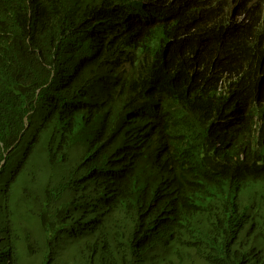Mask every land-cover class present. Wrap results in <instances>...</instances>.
<instances>
[{"label": "trees", "instance_id": "obj_1", "mask_svg": "<svg viewBox=\"0 0 264 264\" xmlns=\"http://www.w3.org/2000/svg\"><path fill=\"white\" fill-rule=\"evenodd\" d=\"M0 264H264V0H0Z\"/></svg>", "mask_w": 264, "mask_h": 264}, {"label": "clouds", "instance_id": "obj_2", "mask_svg": "<svg viewBox=\"0 0 264 264\" xmlns=\"http://www.w3.org/2000/svg\"><path fill=\"white\" fill-rule=\"evenodd\" d=\"M191 51L198 55V57H201L200 65L198 67H189L185 68L184 71L189 73H195L196 75H199L200 73H203L208 68L212 70V81L211 85L208 87V89L204 92L203 100L197 105V107L201 106L205 102V97L209 95L210 92L214 91L215 94L217 92H222L221 90L225 89L228 83V74L224 69L219 67L215 62H208L205 59H207V51L203 48H200L198 46L192 45ZM179 84L177 83V87ZM176 87V88H177ZM212 88L213 90L209 89Z\"/></svg>", "mask_w": 264, "mask_h": 264}, {"label": "rangeland", "instance_id": "obj_3", "mask_svg": "<svg viewBox=\"0 0 264 264\" xmlns=\"http://www.w3.org/2000/svg\"><path fill=\"white\" fill-rule=\"evenodd\" d=\"M238 12V11H237ZM236 13V12H235Z\"/></svg>", "mask_w": 264, "mask_h": 264}]
</instances>
